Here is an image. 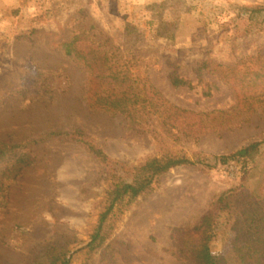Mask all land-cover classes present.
<instances>
[{
    "label": "rangeland",
    "instance_id": "1",
    "mask_svg": "<svg viewBox=\"0 0 264 264\" xmlns=\"http://www.w3.org/2000/svg\"><path fill=\"white\" fill-rule=\"evenodd\" d=\"M257 6L264 0H0V143L18 145L0 160V264H33L52 247L70 264H190L177 242L198 233L220 193L241 184L264 192V155L217 158L264 141V114L237 106L227 82L252 56L264 58V10L250 12ZM74 37L80 50L93 39L139 56L134 74L171 103L215 111L201 117L208 130L168 133L153 117L135 123L91 110L88 71L63 49ZM173 71L194 87L172 86ZM74 129L111 163L75 141L46 136ZM150 156L199 161L173 167L117 205L110 235L91 249L110 180L130 182L127 165ZM230 221L218 216L210 249L239 264Z\"/></svg>",
    "mask_w": 264,
    "mask_h": 264
},
{
    "label": "trees",
    "instance_id": "2",
    "mask_svg": "<svg viewBox=\"0 0 264 264\" xmlns=\"http://www.w3.org/2000/svg\"><path fill=\"white\" fill-rule=\"evenodd\" d=\"M262 10L264 7L257 6L250 12L257 14ZM78 41V37L72 38L64 43L63 49L66 55L83 62L88 71L86 102L91 110L111 115L121 114L135 123L142 120L148 122V118L153 117L168 133L179 127L190 132L191 126L196 127L198 132L202 129L208 130L207 126L203 128L201 125V117H208L215 111L194 112L171 103L146 76L134 74L133 67H141L139 56L127 54L126 51L118 52L113 45L108 46L106 41L93 39L84 41L85 49L80 50ZM251 59L249 68L242 74L226 80L233 89L237 106L249 113L264 114V58L252 56ZM168 79L174 87H194L191 80L174 71L168 74ZM210 94V89L203 91L204 96ZM46 136L75 141L101 163H111L110 157L100 147L90 143L80 129L51 131ZM262 143L264 141L251 142L229 155H220L217 158L222 163L234 158L252 159L256 154L264 155V151L260 152ZM14 147L18 145L0 143V160ZM198 161L184 156H150L137 165H127L132 180L124 183L110 180L105 203L88 246L95 249L108 238L111 233L110 216L117 205L125 199L131 202L150 190L158 177L173 167L192 165ZM220 214L227 215L231 220V249L239 264H264V192L250 190L245 184L220 193L212 208L203 215L197 228L198 233L179 238L176 245L178 251L190 264H230L225 256L214 254L210 249V242L215 235L214 223ZM43 258L46 260L44 264H70L66 252L55 247L47 250L40 260ZM40 260L33 264H42Z\"/></svg>",
    "mask_w": 264,
    "mask_h": 264
}]
</instances>
